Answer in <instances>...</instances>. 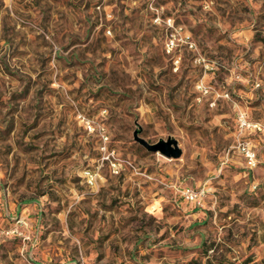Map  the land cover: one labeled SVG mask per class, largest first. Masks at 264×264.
<instances>
[{"label": "rangeland", "instance_id": "1", "mask_svg": "<svg viewBox=\"0 0 264 264\" xmlns=\"http://www.w3.org/2000/svg\"><path fill=\"white\" fill-rule=\"evenodd\" d=\"M0 264H264V0H0Z\"/></svg>", "mask_w": 264, "mask_h": 264}, {"label": "built area", "instance_id": "2", "mask_svg": "<svg viewBox=\"0 0 264 264\" xmlns=\"http://www.w3.org/2000/svg\"><path fill=\"white\" fill-rule=\"evenodd\" d=\"M240 127L243 129H254V130H261V125L258 123H249L243 116L239 117ZM239 147L241 148L242 152L244 153L245 161L247 167L252 168L256 165V158L255 153L252 149L248 146V143L241 142ZM206 191L205 188L201 189H194L191 187H187L182 190L181 196L186 202L197 203L200 205V201L204 197Z\"/></svg>", "mask_w": 264, "mask_h": 264}, {"label": "water", "instance_id": "3", "mask_svg": "<svg viewBox=\"0 0 264 264\" xmlns=\"http://www.w3.org/2000/svg\"><path fill=\"white\" fill-rule=\"evenodd\" d=\"M139 132V129L134 130L133 139L146 151L150 153H159L169 159H178L181 156V149L175 139L168 137L166 140L161 139L156 143H148L139 136Z\"/></svg>", "mask_w": 264, "mask_h": 264}]
</instances>
